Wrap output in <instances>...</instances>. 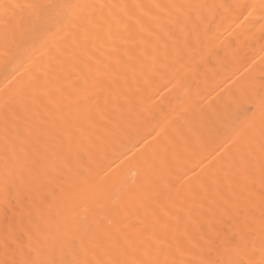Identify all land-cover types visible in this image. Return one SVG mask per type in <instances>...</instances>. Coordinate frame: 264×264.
Wrapping results in <instances>:
<instances>
[{
    "label": "bare ground",
    "instance_id": "1",
    "mask_svg": "<svg viewBox=\"0 0 264 264\" xmlns=\"http://www.w3.org/2000/svg\"><path fill=\"white\" fill-rule=\"evenodd\" d=\"M262 246L264 0H0V264Z\"/></svg>",
    "mask_w": 264,
    "mask_h": 264
},
{
    "label": "snow or ice",
    "instance_id": "2",
    "mask_svg": "<svg viewBox=\"0 0 264 264\" xmlns=\"http://www.w3.org/2000/svg\"><path fill=\"white\" fill-rule=\"evenodd\" d=\"M16 7H28V8H31L33 6L32 5H23V6L17 5ZM99 7L100 8H104L105 5L101 4V5H99ZM261 256H262V259L259 262V264H264V246H262V248H261ZM173 264H174V262H173ZM240 264H243V262H240ZM248 264H255V262L250 260V261H248Z\"/></svg>",
    "mask_w": 264,
    "mask_h": 264
}]
</instances>
